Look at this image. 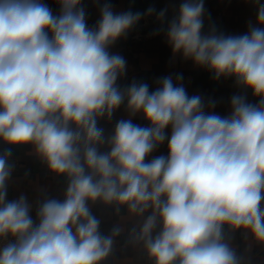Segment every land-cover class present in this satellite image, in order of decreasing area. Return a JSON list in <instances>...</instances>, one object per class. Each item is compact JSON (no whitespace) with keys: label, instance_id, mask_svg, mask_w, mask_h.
Wrapping results in <instances>:
<instances>
[{"label":"clouds","instance_id":"1","mask_svg":"<svg viewBox=\"0 0 264 264\" xmlns=\"http://www.w3.org/2000/svg\"><path fill=\"white\" fill-rule=\"evenodd\" d=\"M55 2L58 13L43 0H0V264H103L125 229L103 235L97 202L126 211L130 243L151 264H246L225 229L264 245V3L252 0L245 33L225 34L204 31V0H182L166 26L167 9L115 12L106 0L92 27L82 0ZM154 13L173 56L244 91L227 115L190 96L182 74L153 91L118 83L127 61L110 48ZM121 106L128 118L105 135L99 122ZM165 142L167 155L152 156ZM26 146L66 179L64 198L37 201L35 218L25 194L8 199L12 149Z\"/></svg>","mask_w":264,"mask_h":264},{"label":"crops","instance_id":"2","mask_svg":"<svg viewBox=\"0 0 264 264\" xmlns=\"http://www.w3.org/2000/svg\"><path fill=\"white\" fill-rule=\"evenodd\" d=\"M263 1L261 0V3ZM43 2L54 13L59 12L55 0H43ZM104 2L106 0H99V3H94V0H82L89 27L94 26L100 18L99 7ZM107 2L113 5L115 12L131 10L144 13L150 7L155 8L157 12L167 9L166 26V21L172 18L182 0H107ZM204 6L206 9L204 31L208 30L209 25H215L225 34H243L247 31L249 21L255 22L256 7L252 0H204ZM145 18H151V21L144 30L152 31L153 35L141 40L133 39L132 35ZM161 27L155 13L143 16L125 37L117 40L110 48V52L122 55L127 61L126 75L118 83L125 86L133 80L143 81L149 85L150 91H153L158 86L156 81L159 78L171 75L175 79L177 74H182L183 85L190 96L201 95L206 101L215 100L217 105L214 111L221 116L227 115L230 111L231 96L245 94L244 91L238 88L232 79L215 80L212 73L195 66L191 60H184L179 55L173 56L164 33L161 31L155 34ZM246 96L250 103L258 102L250 91ZM127 118L125 107L121 106L110 122L101 120L99 126L105 129V135H109L118 120ZM132 120L140 126H148L140 116L133 117ZM6 147L8 146L0 142V152ZM159 155H167V142L152 153V156ZM11 162L15 164V168L8 183V199H16L21 194H25L34 205L32 211L34 218L37 201L45 197L58 200L64 198L66 179L50 174L47 165L32 153L30 146L13 148ZM91 211L100 220L99 230L103 235H109L116 226L125 229L116 238L112 254L103 264H151L142 249L133 247L130 243L128 232L133 227L134 221L121 220V217L126 215V211L121 210L120 215H117L113 207L104 206L99 202L91 205ZM225 239L235 247L246 264H264V245L255 243L250 236H246L241 231L233 233L225 229Z\"/></svg>","mask_w":264,"mask_h":264},{"label":"built area","instance_id":"3","mask_svg":"<svg viewBox=\"0 0 264 264\" xmlns=\"http://www.w3.org/2000/svg\"><path fill=\"white\" fill-rule=\"evenodd\" d=\"M150 21H151V18H145L141 22L139 29L132 35V38L141 40V39L151 37L153 35V32L144 30L145 28L146 29L148 28V26L150 25Z\"/></svg>","mask_w":264,"mask_h":264}]
</instances>
